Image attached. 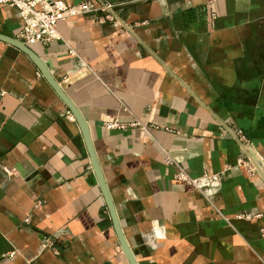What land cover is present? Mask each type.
I'll list each match as a JSON object with an SVG mask.
<instances>
[{"label": "crops", "instance_id": "obj_1", "mask_svg": "<svg viewBox=\"0 0 264 264\" xmlns=\"http://www.w3.org/2000/svg\"><path fill=\"white\" fill-rule=\"evenodd\" d=\"M63 1L120 6L131 30L98 10L26 46L85 120L137 264H264V178L237 164L264 170V0ZM22 24L0 6V34ZM67 111L0 40V264H129ZM178 168L220 179L197 189Z\"/></svg>", "mask_w": 264, "mask_h": 264}, {"label": "built area", "instance_id": "obj_2", "mask_svg": "<svg viewBox=\"0 0 264 264\" xmlns=\"http://www.w3.org/2000/svg\"><path fill=\"white\" fill-rule=\"evenodd\" d=\"M0 6L13 8L22 18L23 24L17 31L15 38L25 45L46 44L57 40L59 38L57 23L60 20L86 13H96L98 10L108 11L110 9V5L96 6L89 1L68 5L63 0H50L47 2H42L41 0H0ZM109 20L113 21L114 19L109 15ZM66 115L69 119L73 118L68 111ZM135 125H137L136 122H122L117 119L104 123V127L107 129H125ZM250 153L254 156L252 152ZM255 159L257 158L255 157ZM164 161L171 163L170 158L166 156ZM237 164L243 166L248 172L256 170L249 156L240 157L237 160ZM219 175H203L200 178H191L182 168H178L173 177L177 181L202 189L218 182L220 179ZM245 217L248 218L249 216L245 215ZM6 255L9 258L12 257L11 253Z\"/></svg>", "mask_w": 264, "mask_h": 264}, {"label": "water", "instance_id": "obj_3", "mask_svg": "<svg viewBox=\"0 0 264 264\" xmlns=\"http://www.w3.org/2000/svg\"><path fill=\"white\" fill-rule=\"evenodd\" d=\"M119 9H120V6H115L112 9H110L109 11L112 14V16L122 26H124L125 28L130 30V28L126 24H124L120 20V18L116 15V12ZM0 40L8 43L10 45L15 46L16 48H18L19 50H21L22 52H24L25 54H27L29 56V58L38 67V69L40 70V72L42 73L44 78L47 80V82L53 88V90L55 91L57 96L61 99V101L67 107V109L71 113L72 117L74 118V120L78 124L79 129H80L81 134H82V137H83V140H84V143H85V146H86V150H87L89 159H90V164H91L92 170L94 172V175L96 177L99 189L101 191L104 202L106 204V207H107V210H108V213H109L115 234L117 236V240H118V243L120 245V248H121L123 254L125 255L127 261L129 262V264H137V261L135 260V257H134L130 247L128 246V244L126 242L124 235L122 233L121 227L119 225V221H118L117 215L115 213L113 202L111 200L109 191L107 189V186L105 184V181H104L102 173H101V170H100L99 165L97 163V159H96L94 149H93V145L91 142V138L89 135V130H88V127H87L85 120L83 119V117L81 116L80 112L75 107V105L62 92L61 88L59 87L57 82L53 79V77L51 76V74L47 70L44 63L24 43H22L21 41L15 39V38L4 36L2 34H0ZM248 156H249L253 166L255 167L256 171L264 178V170L262 168V164L257 159H255V157L250 152H248Z\"/></svg>", "mask_w": 264, "mask_h": 264}]
</instances>
